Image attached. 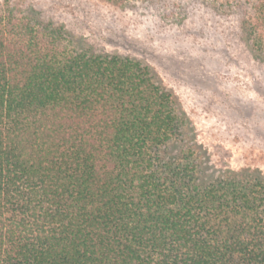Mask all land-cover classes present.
I'll return each mask as SVG.
<instances>
[{
    "label": "trees",
    "instance_id": "1",
    "mask_svg": "<svg viewBox=\"0 0 264 264\" xmlns=\"http://www.w3.org/2000/svg\"><path fill=\"white\" fill-rule=\"evenodd\" d=\"M3 2L0 264H264V171L205 173L147 63ZM243 2L264 62V0Z\"/></svg>",
    "mask_w": 264,
    "mask_h": 264
},
{
    "label": "rangeland",
    "instance_id": "2",
    "mask_svg": "<svg viewBox=\"0 0 264 264\" xmlns=\"http://www.w3.org/2000/svg\"><path fill=\"white\" fill-rule=\"evenodd\" d=\"M7 1L34 6L93 52L147 63L189 118L180 145L205 173L264 171V62L241 38L236 9L245 0Z\"/></svg>",
    "mask_w": 264,
    "mask_h": 264
}]
</instances>
